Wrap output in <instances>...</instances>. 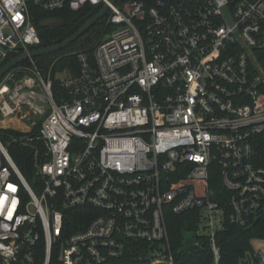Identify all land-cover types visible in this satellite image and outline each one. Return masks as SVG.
Here are the masks:
<instances>
[{
  "label": "built area",
  "instance_id": "built-area-1",
  "mask_svg": "<svg viewBox=\"0 0 264 264\" xmlns=\"http://www.w3.org/2000/svg\"><path fill=\"white\" fill-rule=\"evenodd\" d=\"M105 4L110 33L60 89L21 63L0 83V128L34 152L29 180L0 138V264H176L189 212L218 264L225 220L264 214V0H0V68L40 48L36 11Z\"/></svg>",
  "mask_w": 264,
  "mask_h": 264
},
{
  "label": "trees",
  "instance_id": "trees-1",
  "mask_svg": "<svg viewBox=\"0 0 264 264\" xmlns=\"http://www.w3.org/2000/svg\"><path fill=\"white\" fill-rule=\"evenodd\" d=\"M120 3V0H119ZM101 9L100 6L88 5L79 11H62L60 13L35 12V19L38 20V30L42 39L39 47H46L62 42L75 31H77L90 17ZM55 16L62 20V23L53 26H40V22L49 17ZM111 26L108 24L107 15L100 19L82 37L72 43L69 47L55 53L37 56L28 59L21 65H35L45 76L51 75L56 90L61 88L59 74L67 71L70 74H77L79 71L78 53L86 52L91 59V53L95 46L102 41L109 33ZM259 61L264 68V52L259 53ZM37 135V133H34ZM19 136L15 131L0 128L1 140L9 146V150L16 163L30 180L34 173V152L31 148L22 143L12 142V139ZM260 153L264 156V145L260 147ZM210 192L214 198L223 205L229 201L230 193L221 182L219 176L211 179ZM81 217L79 211L73 216L76 223ZM196 215V214H195ZM171 232V243L175 253L176 264H215L213 251L206 235H189V231L198 228L197 218L193 212L183 215L171 214L169 218ZM256 238L264 239V214L258 216L253 224L240 226L225 220L223 227L217 233V242L220 246V260L218 264H249L253 260L259 263V256L255 254L252 242ZM200 241L199 245L196 244ZM137 250H127L120 258L110 264H145ZM51 264H62L54 255Z\"/></svg>",
  "mask_w": 264,
  "mask_h": 264
},
{
  "label": "water",
  "instance_id": "water-1",
  "mask_svg": "<svg viewBox=\"0 0 264 264\" xmlns=\"http://www.w3.org/2000/svg\"><path fill=\"white\" fill-rule=\"evenodd\" d=\"M111 3H115L117 0H110ZM109 10V5L105 4L96 14L90 17L77 31H75L72 35L68 38L63 40L62 42L56 43L54 45L40 47L36 49H30L24 51L23 53L15 56L14 58L10 59L0 68V80L14 67L19 65L20 63L37 56L46 55L55 53L57 51L63 50L69 47L72 43L82 37L87 31H89L97 22L105 17ZM62 23V20L56 17H48L43 19L40 22V26H53L56 24Z\"/></svg>",
  "mask_w": 264,
  "mask_h": 264
},
{
  "label": "rangeland",
  "instance_id": "rangeland-1",
  "mask_svg": "<svg viewBox=\"0 0 264 264\" xmlns=\"http://www.w3.org/2000/svg\"><path fill=\"white\" fill-rule=\"evenodd\" d=\"M91 55H92V53H91ZM26 66H27V64H26ZM21 67H24V66H21ZM12 70H10L9 72H11ZM9 72L5 75V76H7V75H11V74H9ZM67 73V71H65V72H62L61 74H59V77L64 81L65 79H66V77H68V75L66 74ZM5 76L3 77V79L0 81V83L1 82H3V81H5L6 79H4L5 78ZM12 77V78H11ZM10 78V82L11 81H13V80H15L16 78H17V76H11ZM7 79H8V77H7ZM0 119H1V116H0ZM190 235V234H189ZM252 245H253V248H254V250H255V254L257 255L259 252H262L263 254H264V239H260V238H256V239H254L253 240V242H252ZM249 264H257V263H255V261L253 260L251 263H249Z\"/></svg>",
  "mask_w": 264,
  "mask_h": 264
}]
</instances>
